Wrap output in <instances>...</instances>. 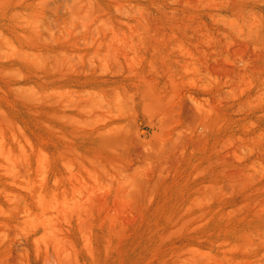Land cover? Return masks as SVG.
I'll return each mask as SVG.
<instances>
[{
    "label": "rangeland",
    "instance_id": "374dc122",
    "mask_svg": "<svg viewBox=\"0 0 264 264\" xmlns=\"http://www.w3.org/2000/svg\"><path fill=\"white\" fill-rule=\"evenodd\" d=\"M0 264H264V0H0Z\"/></svg>",
    "mask_w": 264,
    "mask_h": 264
}]
</instances>
